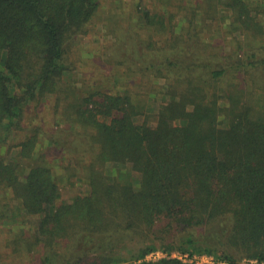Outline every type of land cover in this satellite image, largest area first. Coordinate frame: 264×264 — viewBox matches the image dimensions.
<instances>
[{
    "label": "trees",
    "instance_id": "16d2710c",
    "mask_svg": "<svg viewBox=\"0 0 264 264\" xmlns=\"http://www.w3.org/2000/svg\"><path fill=\"white\" fill-rule=\"evenodd\" d=\"M124 2L0 0V224L19 220L3 245L36 264H264V0H139L121 25ZM94 27L111 38L78 44ZM43 107L51 130L28 122ZM43 137L85 193L59 201Z\"/></svg>",
    "mask_w": 264,
    "mask_h": 264
},
{
    "label": "rangeland",
    "instance_id": "374dc122",
    "mask_svg": "<svg viewBox=\"0 0 264 264\" xmlns=\"http://www.w3.org/2000/svg\"><path fill=\"white\" fill-rule=\"evenodd\" d=\"M126 2L123 3L122 5L123 8H121L120 10L118 8L117 10L115 9V13L117 14L116 19L121 23V25L122 24L127 25L130 19V16L134 15L135 17H137V14L139 13L138 11L139 0H126ZM142 3L145 5L147 3V0H142ZM219 12H220L219 17L215 21H213V27L215 28L214 33L211 35L213 38H219L226 34L230 36L229 30L231 29V25H232L231 23L232 16L230 15V12L227 11L226 9H220ZM258 15L264 16V12L261 11L258 13ZM229 16H231V18ZM106 21L107 19L103 18L101 23L98 24V27H101V24L104 25L103 22H106ZM99 29L100 28L94 27L92 29V32L89 33L88 35L80 36L78 38L77 43L78 44L81 43L83 46H90V45L97 46L101 42L102 43L105 41L107 42V40L111 37H107L104 35L102 36L103 31L101 30L99 31ZM83 56L86 57L91 62L92 67H89L90 68L89 70L93 72L95 71L98 76L100 75L99 77L101 78V80L104 83H107L108 78H107V75H104V73H106V71L104 70V67L100 68L98 64L93 63L91 61V57H89L90 56L89 52L85 51ZM78 64L80 68L79 70H83V67H84L83 61L80 60ZM119 69L124 70L122 67H119ZM77 80H78L77 82L78 85L82 84L83 82L82 75H80ZM130 87L136 91H145L148 88V84L144 81L143 76H138L136 79H134L132 83H130ZM152 105L155 106V104L150 102L149 104L150 108L153 107ZM28 115H29L28 122L32 118H35L36 115L40 117V119H37L36 121L42 122L43 124H47L46 125L47 130H51L55 126V125L54 126L52 125L51 119L49 118V111L45 107L40 109V115H38L37 112L34 111V109H30L28 111ZM26 135L27 134L25 132H20L19 135H16L15 138L12 141H10L9 144H7L6 146H9L10 144H15V143L18 144L19 142H21L22 140L26 138ZM6 146L3 147L4 151L7 149ZM49 146H50V142L46 138L43 137L41 138L40 145L38 146L37 151L46 152L48 154L47 161L53 167V177H54V180L58 183L59 188H60L59 201L60 202L69 201V199L73 198L78 192L85 193L87 191L85 181H80L77 178L69 179V158L62 157L61 153L55 150H51V148L49 150ZM19 148L20 147L12 148L10 155H9L10 159L16 157V152ZM24 162H26V160ZM121 167L124 168L125 166H121ZM108 168L112 171H115L117 169L114 164H109ZM127 169L129 170L128 167ZM132 179H134L133 180L134 182H137L134 176L132 177ZM17 222H19L18 219L14 221H9V223L7 221H4L2 224H0V264H11V262L16 263V264H36L34 261L28 262L26 260L19 262V258H17L16 254L11 252L10 247L6 246L5 243H4L5 245H3L2 243L3 236L8 237L10 235L8 228L15 227V226L17 227L18 225ZM38 222L39 220H38V217L36 216H30L26 219V223L30 225L31 227H35L38 224ZM5 241H6V238H5ZM165 255L166 253H164L163 251L156 250L150 253L147 258L157 259ZM172 255L183 257L185 258V260H190V261L195 260L197 264H226L224 261L219 260L215 255H211V254H195L191 258L189 257L188 253H180L178 251H175L172 253Z\"/></svg>",
    "mask_w": 264,
    "mask_h": 264
}]
</instances>
